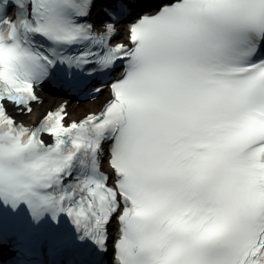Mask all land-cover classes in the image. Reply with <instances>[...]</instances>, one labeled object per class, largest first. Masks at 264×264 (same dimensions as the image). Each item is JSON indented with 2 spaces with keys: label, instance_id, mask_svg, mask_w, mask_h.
Listing matches in <instances>:
<instances>
[{
  "label": "snow or ice",
  "instance_id": "obj_1",
  "mask_svg": "<svg viewBox=\"0 0 264 264\" xmlns=\"http://www.w3.org/2000/svg\"><path fill=\"white\" fill-rule=\"evenodd\" d=\"M0 264H264V0H0Z\"/></svg>",
  "mask_w": 264,
  "mask_h": 264
},
{
  "label": "bare ground",
  "instance_id": "obj_2",
  "mask_svg": "<svg viewBox=\"0 0 264 264\" xmlns=\"http://www.w3.org/2000/svg\"><path fill=\"white\" fill-rule=\"evenodd\" d=\"M102 105V104H101ZM91 106V107H90ZM99 106H100V103H99V105H98V102L95 104V105H89V107L91 108V109H99ZM77 107H72V113L76 116V113L77 112H81L82 111V109H84V108H81V109H76ZM40 110V109H39ZM39 110L37 109V115L36 116H31V119H32V121H35L36 119L35 118H37L38 116H39ZM83 112V111H82ZM86 112V110H84V113Z\"/></svg>",
  "mask_w": 264,
  "mask_h": 264
}]
</instances>
